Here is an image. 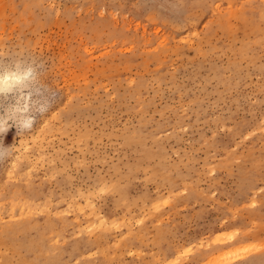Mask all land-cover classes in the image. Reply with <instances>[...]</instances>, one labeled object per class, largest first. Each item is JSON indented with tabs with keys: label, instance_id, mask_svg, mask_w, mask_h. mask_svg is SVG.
<instances>
[{
	"label": "rangeland",
	"instance_id": "374dc122",
	"mask_svg": "<svg viewBox=\"0 0 264 264\" xmlns=\"http://www.w3.org/2000/svg\"><path fill=\"white\" fill-rule=\"evenodd\" d=\"M0 264H264V0H0Z\"/></svg>",
	"mask_w": 264,
	"mask_h": 264
},
{
	"label": "bare ground",
	"instance_id": "6f19581e",
	"mask_svg": "<svg viewBox=\"0 0 264 264\" xmlns=\"http://www.w3.org/2000/svg\"><path fill=\"white\" fill-rule=\"evenodd\" d=\"M9 76H11V74L10 75L9 74L7 75V77H9ZM9 82H10V80H9Z\"/></svg>",
	"mask_w": 264,
	"mask_h": 264
}]
</instances>
